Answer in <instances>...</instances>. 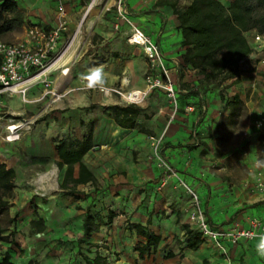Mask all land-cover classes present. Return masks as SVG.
Returning <instances> with one entry per match:
<instances>
[{"label": "crops", "instance_id": "crops-1", "mask_svg": "<svg viewBox=\"0 0 264 264\" xmlns=\"http://www.w3.org/2000/svg\"><path fill=\"white\" fill-rule=\"evenodd\" d=\"M156 1L126 0L129 19L159 45L172 69V80L180 82L184 89L195 87L200 76L184 65L185 47L181 45L182 38L176 29V15L172 7L157 5ZM55 15L52 16L54 19ZM32 22L48 27L53 25L44 18ZM128 28L123 24L121 30H116L120 35L115 38L103 34L100 44L80 58L82 66L77 73H71L70 92L63 103L51 118L38 121L22 137L28 157L43 170L38 178L41 190L54 189L43 184L50 178V173L45 170L54 164L59 171L57 188L45 200L48 208L42 205V210L37 209L46 228L36 234L61 239L70 246L63 247L64 244L43 253L42 264H85V258L93 259L96 255L103 257L105 264H264V257L256 252L260 237L241 239L235 245L223 239L224 250L202 237L196 249L188 248L183 229L188 222L181 211L187 197L180 189L173 188L171 182L156 189L161 170L148 158V137L164 133L162 153L165 159L197 189L210 224L218 228H229L236 223L248 227L252 217L264 221V191L258 192L253 186L257 171L264 176V167L257 163L260 157L256 143L260 136L252 124L255 117L264 114V87L255 84L259 73H264V48H253L252 36L257 31L245 33L252 52L241 62L238 81L232 84L229 93V96L237 94L248 109V116L242 122L246 125L244 134L250 138L252 152L244 153L248 156L244 161L247 175L238 177L226 167L212 168L206 159L208 154L200 153L208 135L207 124L223 111L214 91L201 94L204 103L198 99L201 96L181 93L179 111L168 125L170 109L161 91L151 90L140 103L134 104L118 93L103 94L99 90L82 88L85 75L96 68L104 72L105 87L117 88L123 93L145 88L146 58L141 49L127 44ZM254 92L260 95V101H252ZM130 104L140 108V113L133 127H121L106 108ZM187 106H193V110H187ZM194 130L205 132L198 145L193 143ZM89 132L92 146L81 160L92 173L94 182L90 180L72 188L68 183L67 188H60L66 165L57 166L60 159L55 144L62 138L82 140ZM207 141L210 144L209 138ZM4 163L14 168L13 164ZM78 167L75 163L74 176L78 174ZM86 211L99 225L84 236ZM132 224H139L145 232L159 236L155 249L144 250L146 239L131 227Z\"/></svg>", "mask_w": 264, "mask_h": 264}, {"label": "rangeland", "instance_id": "rangeland-1", "mask_svg": "<svg viewBox=\"0 0 264 264\" xmlns=\"http://www.w3.org/2000/svg\"><path fill=\"white\" fill-rule=\"evenodd\" d=\"M91 1L17 0L18 6L25 13L29 12L27 16L25 15L26 18L30 16L28 22L44 18L54 25L57 21L55 11L59 4L65 10L68 19L67 30L58 47V57L60 56L56 64L58 69L52 71L48 76V80L52 81L51 85L55 84L57 92L63 93V96L56 102H53L51 93H44V86L41 84L32 88L34 91L27 94L26 100L17 95H1L0 161L13 164L17 172L15 187L13 195L9 200L10 206L8 210L9 216L16 218L15 224L10 229L15 231L14 240L17 244L0 242V252H4L7 248L10 249L12 258L19 264H23L24 260L28 262L27 264H42L43 253L51 252L56 247L60 248L64 244L63 247L70 246L66 241H61V239H50L44 234L32 232L30 220L36 217L34 212H38L37 209L42 210L43 206L46 209L48 208L45 200L57 188L59 171L54 164L48 170H45L50 173V178L43 184L51 186L54 189L51 190L46 187L48 190H41L42 185L38 183V178L41 177L43 170L36 165V161L28 157L23 147L22 137L28 131H31L38 121L51 118L52 113L63 103L64 98L70 92L69 82L71 73H77L78 68L82 66L80 60L94 50L97 44H100L102 39H104L103 34L105 36H113V38L120 35L113 29V23L116 18L115 0H94L91 9L87 12ZM189 1L179 0L178 7H185ZM220 1L227 6L231 0ZM86 13L88 14L86 15ZM54 15L55 19L52 17ZM79 24L80 27L78 32H76ZM18 35L19 30L5 36L3 40L12 41ZM66 68L69 69L68 72L66 74L62 73L61 70ZM230 82L231 80H227L221 84L219 89L212 90L217 100L221 102L223 111L216 119L207 124L206 131L208 135L202 144L203 147L200 153L208 154L206 159L211 162L212 168L226 167L236 176L245 177L248 173V168L244 161L248 156H244V153H248L250 150L252 152L250 138L244 134L246 125L242 122L248 116V109L245 105V116L239 118L235 123L226 119L228 109L225 106V102L231 97L229 93L232 92V84ZM255 84L260 88L264 87V73H259ZM259 96L258 93L254 92L251 96L252 101H260ZM25 119L32 121L30 128L21 131L16 140L6 141V126L9 123ZM208 138L210 139V144L207 141ZM258 139L256 152L260 157L259 160L264 161V141L261 138ZM52 170H54V173L51 172ZM5 223L3 220L2 224L4 225ZM24 263L26 264V262Z\"/></svg>", "mask_w": 264, "mask_h": 264}, {"label": "trees", "instance_id": "trees-1", "mask_svg": "<svg viewBox=\"0 0 264 264\" xmlns=\"http://www.w3.org/2000/svg\"><path fill=\"white\" fill-rule=\"evenodd\" d=\"M157 5L172 7L178 25L176 27L185 47L183 53L184 65L190 67L200 76L196 89L188 94L201 96L207 90H217L221 84L231 80L230 84L238 81L241 62L251 54L252 47L245 36L250 30H256L264 37V0H231L226 6L220 0H190L183 8L177 6V0H157ZM26 23L23 9L17 0H0V40L5 36L17 32ZM204 102V98H198ZM228 109L226 119L232 123L246 114V107L237 94L232 95L225 102ZM113 113L114 120L121 127H133L140 108L134 104L128 106H108ZM91 132L82 140L62 138L54 148L60 159L57 166L66 165L60 188H71L79 183L94 182L92 173L82 162L83 155L91 148ZM78 163V174L74 176L73 166ZM16 171L0 161V242L16 245L15 231L10 229L15 224V217L9 216L10 198L15 187ZM71 193L70 190L67 191ZM35 218L30 220L33 233L45 230L44 219L34 212ZM6 223L3 225L2 221ZM99 224L94 223L93 217L86 211L83 219V234L95 231ZM132 228L145 237L143 246L149 251L156 247L159 236L147 233L139 224H132ZM186 246L196 249L202 242L199 232L184 224ZM1 248V246H0ZM10 249L0 252V264H16ZM85 264H105V259L96 255L93 259L85 258Z\"/></svg>", "mask_w": 264, "mask_h": 264}, {"label": "built area", "instance_id": "built-area-1", "mask_svg": "<svg viewBox=\"0 0 264 264\" xmlns=\"http://www.w3.org/2000/svg\"><path fill=\"white\" fill-rule=\"evenodd\" d=\"M114 7L116 18L113 29L119 30L120 26L126 23L129 27L126 31L127 44L141 49L146 58L145 88L123 93L117 88L106 87V91L100 92L103 94L118 93L121 98H123V94L127 93L132 97L129 100H124L137 104L142 101L149 91H161L164 93L170 109L167 118V124L169 125L179 111L180 94L189 93L196 88L184 89L180 82L172 80V69L166 63V56L159 45L152 40L149 34L135 27L130 21L126 0H115ZM56 15L57 21L50 27L38 22H27L19 29V35L14 40H0V103L2 94L17 95L26 100L29 90L38 84L44 86V93H51L53 102L63 96V93L57 92V86L55 84L51 85L52 81L48 80L51 72L58 69L56 65L60 59V56L58 57V47L68 27L66 12L60 4L57 6ZM252 39L254 49L264 48V37L261 34L255 32ZM68 70L66 68L61 72L66 74ZM83 83L82 88L88 89L86 82L83 81ZM187 110H193V106H187ZM31 124L32 121L29 119L9 123L6 126L5 140L8 141L7 138L10 136H14V140H16L20 132L30 128ZM252 124L264 141V114L255 117ZM14 126L16 128H12ZM204 137L205 132L203 131L194 130L192 133L193 143L196 145L200 144ZM163 138L164 133L148 137L150 148L148 158L161 170V178L156 189L160 190L171 182L173 188L180 189L186 195L187 200L181 211L186 215L191 228L222 250L225 248L222 242L223 239L235 245L241 239H253L264 235V221L259 217L250 218L248 227H240L236 223L229 228H218L210 224L197 189L179 175L165 159L162 153ZM253 186L258 192L264 191V176L261 171L255 173Z\"/></svg>", "mask_w": 264, "mask_h": 264}, {"label": "clouds", "instance_id": "clouds-1", "mask_svg": "<svg viewBox=\"0 0 264 264\" xmlns=\"http://www.w3.org/2000/svg\"><path fill=\"white\" fill-rule=\"evenodd\" d=\"M86 87L99 91H106V78L101 68L91 70L85 75ZM258 166L264 167V161H258ZM256 252L260 257H264V235L260 236Z\"/></svg>", "mask_w": 264, "mask_h": 264}, {"label": "bare ground", "instance_id": "bare-ground-1", "mask_svg": "<svg viewBox=\"0 0 264 264\" xmlns=\"http://www.w3.org/2000/svg\"><path fill=\"white\" fill-rule=\"evenodd\" d=\"M93 2H94V0L91 1L89 7L87 8V12H89V10L91 9V7H92V5H93ZM87 14H88V13H86V15H87ZM85 17H86V16H85ZM81 24H82V23H81ZM79 27H80V24L77 26V31H76V32H78ZM131 97H132V96H131V95H128L127 93L123 94V99H125V100H129V99H131ZM12 128H16V127L14 126V127H12ZM7 129H8V128H7ZM14 139H15L14 136H10V137L7 138L8 141H13ZM51 172L54 173V170H52ZM39 178H40V177H39Z\"/></svg>", "mask_w": 264, "mask_h": 264}]
</instances>
